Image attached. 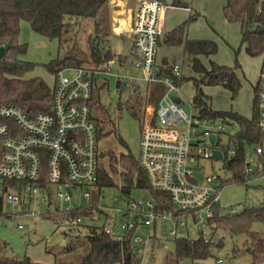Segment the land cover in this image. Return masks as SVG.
Listing matches in <instances>:
<instances>
[{
	"label": "built area",
	"instance_id": "obj_1",
	"mask_svg": "<svg viewBox=\"0 0 264 264\" xmlns=\"http://www.w3.org/2000/svg\"><path fill=\"white\" fill-rule=\"evenodd\" d=\"M165 8V4L158 0H137L129 33L134 52L123 63L118 61L119 69H134L131 74L125 71L115 73L114 60L104 69L94 71L85 67H66L55 76L50 111L32 114L15 105L0 107V200L3 204L20 205L23 210L31 211L33 201L51 205V200L56 197L60 202L70 204L67 208L58 207L69 210L88 206L93 190H99V144L102 141L98 140V116L94 114L93 101L98 84L93 75L106 87L108 81L102 75L112 72L120 81L119 89L125 87L130 91L135 87L140 89L138 82L141 81L150 86L152 83L166 86L158 103H147L138 160L152 187L167 192L183 218L177 220L167 212H156L153 199L127 202L116 197L117 202H127L129 208H117L116 218L111 216L106 223V232L113 235L138 227L133 242L142 257L140 264H146L147 248L158 220L176 221L170 232L172 236H176L178 225H185L190 217L198 229L203 230L221 203L222 181L230 176H223L220 168L213 165L214 161H221L225 169L224 159L236 154L233 141L228 138L227 146L223 142L226 124L201 119L192 100L187 101L190 112L183 107L182 64H175L172 74H161L158 50L164 36ZM65 70L72 73L66 74ZM138 71L141 76L136 75ZM257 107L258 126L264 132V59ZM216 150L221 152V158L215 156ZM256 153L259 156L264 154L263 147H257ZM246 172L248 175H263V166L252 167L247 160ZM44 175L48 178L47 187L41 184ZM5 181L13 182L5 185ZM76 201L85 203L77 204ZM127 215L132 219L126 221ZM65 223L71 226L73 221L65 220ZM142 227L148 229L145 237L138 234Z\"/></svg>",
	"mask_w": 264,
	"mask_h": 264
},
{
	"label": "trees",
	"instance_id": "obj_2",
	"mask_svg": "<svg viewBox=\"0 0 264 264\" xmlns=\"http://www.w3.org/2000/svg\"><path fill=\"white\" fill-rule=\"evenodd\" d=\"M112 0H0V45L10 43L4 57L0 58V107L3 105H15L32 114L47 112L51 110L53 102V87L49 86L43 77L26 78V74L34 69L36 63L21 58L27 52V44L19 42L21 21L27 20L32 29L50 39H59V47L62 48L73 38L68 35L72 20L75 22L85 19H94V32L89 36L88 43L91 57L97 67L114 60L109 42L108 32L111 29L110 4ZM166 4L165 0H158ZM174 6L188 7L181 1H174ZM224 16L229 22H238L241 25V43L245 44L246 53L256 57L264 54V0H227L223 9ZM120 16V12H117ZM195 14L192 15V18ZM186 24L177 26L169 32L166 42L169 44H181L183 42L184 28ZM118 28V26L116 27ZM68 35V36H67ZM67 36V37H66ZM219 46L211 39H187L184 42L185 62L189 67V74H182L180 83L192 81L196 91L192 104L195 112L203 120L223 122L233 121L238 125V132L228 138L236 146V154L230 159H224L225 169L230 173L228 179L222 181L225 187L231 183L247 185L253 176L246 172V145L264 144V132L258 126L257 93L258 85L255 87V99L252 116L246 117L234 111L214 110L211 105L210 96L207 95L203 86H223L232 92V97L238 94L242 87L241 80L236 72L239 63L234 66L219 64L210 61V67L206 66L200 59V55L210 57L218 52ZM134 52L132 48L131 55ZM68 48L63 58H57L45 63L44 66L55 76L68 66V61L76 60ZM127 56H119V62L123 63ZM77 67L80 60H77ZM95 70V69H94ZM173 67L161 70V74H172ZM97 89L95 91L93 105L96 108L98 124V140L104 141L109 136L117 134V124L112 118L107 106L102 101L101 91L105 83H101L93 75ZM147 101L159 102L166 90L161 83H152L149 89ZM140 89L132 88L131 95L127 100L126 107L129 113L138 118L143 125V116L147 101ZM142 120V121H141ZM119 142L128 148L127 143L120 137ZM106 158V161L103 159ZM263 166L264 158L260 155ZM117 164V165H116ZM258 165V166H259ZM118 167V169H116ZM99 190L105 187H117L130 198L134 189H147L156 203L155 211L158 213H169L177 220L183 218V214L172 205L169 194L152 187L143 167L140 165L138 156H135L128 148L127 152L117 154L114 150L100 153L99 163ZM119 176L121 184L115 177ZM47 175L42 176L41 184L47 187L49 184ZM13 181H5V185ZM258 188H264L257 186ZM248 191V190H247ZM50 204H53L51 200ZM3 201L0 200V213L3 209ZM237 207L243 206L240 212L226 213L221 205L216 206L214 216L208 219V225L214 229H221L232 236L246 235L247 240L242 246H234L233 254H249L252 264H264V231L254 230L256 223L264 222V202L258 206H251L249 201L239 203ZM234 206L232 209L236 208ZM55 213L64 221L71 220L73 224L64 234L67 236L65 251H72L76 246L85 247L86 254L78 264H140L142 257L135 246L133 239L138 227L121 236L106 232V223L111 216L97 204L91 201L88 206H76L69 210H61L56 206ZM24 213L30 212L23 210ZM43 214L44 217H52L51 212ZM104 216L106 223L95 225L84 223L83 220H93L95 217ZM80 219V221H78ZM155 228V227H154ZM76 232L85 233L76 235ZM75 233V234H74ZM215 231L213 232V234ZM155 234V233H154ZM156 235V234H155ZM154 235V237H155ZM175 243V258L177 263L184 259L192 262L216 258L215 247H223V241H214L213 237L206 238L200 235L198 238L177 237ZM219 260V259H218ZM0 264H38L30 257L22 259L5 256L0 248ZM70 264V263H64Z\"/></svg>",
	"mask_w": 264,
	"mask_h": 264
},
{
	"label": "rangeland",
	"instance_id": "obj_3",
	"mask_svg": "<svg viewBox=\"0 0 264 264\" xmlns=\"http://www.w3.org/2000/svg\"><path fill=\"white\" fill-rule=\"evenodd\" d=\"M172 1L165 0L169 6L165 10V27L162 43H167V31L184 23L186 24L184 32L188 30L187 32L191 38L215 40L218 43L219 49L216 55L213 56L214 61L229 66H234L238 62L240 65L236 72L241 80L242 87L235 98L232 97L231 91L220 85L203 86V90L210 96L211 105L214 110L234 111L250 118L253 114L255 87H257L260 80L264 57L263 55L253 57L246 53L245 44L241 45L240 23L229 22L225 19L223 9L227 0H186L192 8L191 12L185 10L186 8L184 7L173 6L171 4ZM115 11L120 12V7L116 8ZM193 14H195L194 18H192ZM71 22L72 25H70L68 35L73 39L60 48L59 39H50L40 35L32 29L27 20L21 21V31L18 39L20 43L27 44V52L21 58L37 64L33 70L26 74V78L40 76L46 80L49 86L53 87L55 75L48 71L44 64L53 59L63 58L68 48H70V51H72L71 55L76 60L68 61L67 67L76 68L77 60H80V66L92 69L93 71L94 69L105 68L107 63L97 67L93 62L88 43L89 36L94 32L95 20L91 18L79 22L72 20ZM108 35H110L108 44L115 54L113 62L115 73L117 71H125L131 74L134 69L127 68L121 70L118 63L119 55L125 56L126 53L130 52L132 45L131 38L123 37L110 31ZM161 54L171 55L172 59H176V63L181 62L182 59V49L179 46L173 48L162 47L159 49V55ZM210 61V59L205 60L206 66L210 67ZM65 73L70 75L72 71L65 70ZM136 75L141 76L142 73L138 71ZM102 78H105L108 84L105 90H103L101 101L107 106L112 118L116 121L117 134H113L100 142L99 150L101 152L114 150L117 154H120L127 152L129 148L135 156H138L141 122L138 118L133 117L126 107L131 91L125 87L119 89L116 86L117 78L112 72H105ZM138 84L140 85L141 93L146 96L145 100L147 101L150 85L145 81L138 82ZM195 91V85L191 81L181 84V92L185 100V104L182 105L188 112L191 111V108L187 101L193 100ZM94 114L99 115L96 110H94ZM238 130L237 123L233 121L226 122L225 134L222 137L226 146L228 145L227 135H233ZM120 137L127 143L128 148L120 144ZM257 147L259 145L256 144H247L245 147L246 159L252 167H257L261 164L260 156L256 153ZM262 147L264 150V144ZM103 160L106 161V158ZM213 165L220 168L223 176L228 177L230 174L223 168L221 161L215 160ZM115 180L118 184H121L119 176H116ZM249 185L250 188L248 189L247 185L237 183H231L224 187L220 205L226 213L240 212L243 206L237 207L236 205L247 200L251 206H258L264 202V188L257 187H264V175L253 176L249 181ZM102 191L101 193L99 190H93L92 201L114 218L117 216L116 209H128L129 204L127 202H131L132 199H153L152 195L145 188L134 189L130 194V198H127L128 196L123 194L117 187H105L102 188ZM116 197H120L122 200L126 199L127 202H117L115 200ZM52 201L53 204L48 205L40 204L35 200L31 203V211L26 213L23 212L20 205H16L15 207L9 203L3 205L2 212L0 213V248L3 255L19 259L28 256L38 264H78L83 260L86 254L85 247L76 246L72 251L64 250L67 246V236H65L64 232L69 230V226L55 213L56 206L67 208L70 204L68 202H60L56 197ZM76 203L84 204L85 202L76 201ZM234 206L236 208L233 210ZM47 212H51L52 217H44L43 214H48ZM130 219H132L130 215L125 217L126 221ZM186 220L187 223L185 225H178L176 236L170 234L171 230L175 228L176 221H158L156 230H153V234L156 233V236L152 238L147 248L148 259L145 261L146 264H252L249 254L246 253L239 256L233 254L234 246H242L247 240L246 235L232 236L228 232L214 229L208 224H205L202 227V232H200L198 225L192 217ZM83 222L86 224L103 225L106 223V220L104 216H99L93 220L84 219ZM253 229L264 231V222L254 224ZM214 231L215 233L213 234ZM81 234L85 233L78 234L76 232V235ZM121 234L122 232L115 233L116 236ZM138 234L145 237L148 234V229L142 227L139 229ZM200 235H204L206 238L212 236L214 241H223V247H215L214 249L216 258L197 262L184 259L177 263L174 255V239L177 237L198 238ZM218 259H221L222 262H218Z\"/></svg>",
	"mask_w": 264,
	"mask_h": 264
},
{
	"label": "crops",
	"instance_id": "obj_4",
	"mask_svg": "<svg viewBox=\"0 0 264 264\" xmlns=\"http://www.w3.org/2000/svg\"><path fill=\"white\" fill-rule=\"evenodd\" d=\"M112 1H111V4H110V13L112 14V23H111L110 32L111 33L113 32L114 34H117V35H120V36H123V37L131 38L129 33L131 31V28H132V25H133V21H134L135 11H136V7H137V0H115L114 4H112ZM174 1H181V2L186 3L188 5V7H184V8H186L185 10H187V11L189 10V12H191L192 8L189 6V4L186 2V0H173L172 3H171L172 5H173ZM191 1H193V0H191ZM165 6L167 7V6H169V4L166 3ZM118 7H120V10H121L120 11V16H118L117 12L115 11L116 8H118ZM176 7H181V6H176ZM165 10H166V8H165ZM165 10H164V27H165ZM117 26H118V28H116ZM240 27H241V25H240ZM175 28H173L172 30H174ZM172 30L167 31V33L171 32ZM187 31L185 30V32H184L183 42L181 44L175 45V44H169V43H165V42L162 43V41H161L160 45H159V49L162 48V47H167V48L171 47V48H173V47H177V46H179L182 49V59H181V62H179V63L182 64V73L183 74H189L191 72L189 67L186 66V62H185V58L186 57H185V52H184V42L187 39H193V38H191L189 36ZM240 31H241V28H240ZM197 39H199V38H197ZM131 44H132L131 45V50H130L129 53H126L125 56H128L132 52V48H133L132 38H131ZM241 45H243V44L241 43ZM214 55H216V54H214ZM214 55H211L210 57H206L204 55H200V59L206 65L205 60L206 59H210V60L214 61V59H213ZM119 56H121V55H119ZM172 58L173 57L171 55L168 56V54L159 55V50H158V66H159L160 70L166 69L168 67L169 68L170 67H174V65L178 63V62L176 63V59L175 58L174 59H172ZM114 60H115V58H114ZM118 61H119V59H118ZM158 221L155 224V228H154L155 230L157 228ZM155 234H153L152 238L154 237ZM146 257H147L146 259H148L147 252H146Z\"/></svg>",
	"mask_w": 264,
	"mask_h": 264
},
{
	"label": "water",
	"instance_id": "obj_5",
	"mask_svg": "<svg viewBox=\"0 0 264 264\" xmlns=\"http://www.w3.org/2000/svg\"><path fill=\"white\" fill-rule=\"evenodd\" d=\"M114 3H115V0L112 1V4H114ZM9 47H10V43H6V44H3V45H0V58H2V57L5 56L6 51H7V49H8ZM116 86H117L118 88H120V81H119V80L116 82ZM178 101H179V100H178ZM211 139H212V141H214V136H212ZM215 156H216L217 158H221V157H222V154H221V152H220L219 150H216V151H215ZM199 231L202 232V229L199 228Z\"/></svg>",
	"mask_w": 264,
	"mask_h": 264
}]
</instances>
